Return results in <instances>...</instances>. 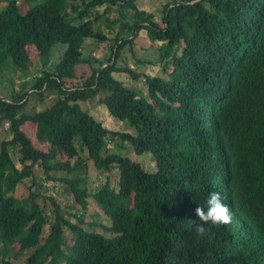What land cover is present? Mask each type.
I'll return each mask as SVG.
<instances>
[{"label":"trees","instance_id":"1","mask_svg":"<svg viewBox=\"0 0 264 264\" xmlns=\"http://www.w3.org/2000/svg\"><path fill=\"white\" fill-rule=\"evenodd\" d=\"M25 1L27 11L17 0H0V70L7 63L29 69V47L42 67L25 84L29 90L0 96V122L11 134L0 142V264H14L15 244L28 252L25 264H264V0H173L163 25L138 9V0H72L80 3L69 10L50 0ZM114 6L121 14L133 11L126 25L131 35L116 37L111 57L94 65L83 57L84 43L106 39L96 23L112 29L120 22L108 17ZM141 31L161 44V75L137 72L123 56ZM60 44L65 49L51 71ZM116 74L143 80L145 91ZM33 94L37 105L52 101L28 111ZM95 98L133 131H112L82 108ZM27 122L36 124L46 151L23 131ZM108 142L120 150L109 151ZM17 147L20 167L11 155ZM129 148L151 154L155 170L125 155ZM90 164L108 174L99 188L88 185ZM36 165L46 180L65 184L78 212L69 215L38 189ZM26 180L31 185L22 201L15 192ZM212 191L233 220L205 225L201 236L194 209L206 208ZM90 208L109 219L110 225L99 224L109 237L86 228Z\"/></svg>","mask_w":264,"mask_h":264},{"label":"rangeland","instance_id":"2","mask_svg":"<svg viewBox=\"0 0 264 264\" xmlns=\"http://www.w3.org/2000/svg\"><path fill=\"white\" fill-rule=\"evenodd\" d=\"M22 10L27 11L29 5L25 0H17ZM173 0H138L137 7L138 9L145 11L148 14L153 15L154 20L159 22L163 25V17H164V9L167 4L171 3ZM50 3L55 7L69 10L72 5L79 4L80 1L74 2L72 0H50ZM4 3H0V7L4 6ZM107 5L98 8L100 13H103ZM133 11L131 10H123V13H120V9L118 6L111 7L110 13L108 17L111 21L119 20L120 22L112 25V29L107 27L103 23H96L95 27L99 28L104 36L106 37L103 41H98L96 39H86L82 53L83 57L86 60L91 61L94 65H98L101 62H107V59L111 57L109 47L114 45V39L116 37L119 38H126L130 37L131 32L126 29V25L128 23H132L133 21ZM159 42H151L148 37L146 36L145 31H141L139 36L134 40V46L131 49L125 48L124 51V58L126 59L127 64L132 67L137 72H144L148 75H161L162 74V65L159 60V51L158 48L160 47ZM65 49V45H57L51 55V60L48 65L49 70H54L56 64L60 60V56L62 53L63 48ZM29 55L32 61V65L29 69H19L13 66L10 63H7L3 69L0 70V96L8 97L12 95V93H23L25 90H29V85L25 86L26 83H33L36 79V76L40 75V71L42 69L41 63L38 58V52L35 48L29 47L28 48ZM132 51V52H131ZM136 56V57H134ZM141 61L140 64L136 63L137 59ZM116 77L120 79L127 87L145 91V85L143 80L135 81L127 74H116ZM51 99V100H50ZM37 100L35 95H31L29 98V109L28 111L34 106H37V110H42L50 105V101L52 98H47V101L40 103L37 105L39 101ZM83 109L89 111L97 120H99L106 128L112 131H119V132H132L133 128L130 124L126 121H120L113 116H111L108 112V109L105 105L99 104L97 98L94 100H90L87 102L81 103ZM23 131L26 135L32 140L34 146L40 150L46 151L48 148L47 144H42L37 140L36 137V124L33 122H27L22 125ZM11 134L9 132L8 125L5 123L0 122V142L3 139H10ZM108 149L111 152H117L120 149L117 146V143H110L108 142ZM133 161L140 162L145 170L152 172L155 170V159L151 154H144L142 156H138L135 154L133 150L130 148L127 151L123 152ZM11 155L12 159L14 160L16 166L20 167L18 161V147L11 148ZM80 155L83 158H86L88 153L87 151L81 150ZM63 159H66V155H62ZM35 175L37 177L38 183L41 185L38 188L42 193L46 195L54 196L58 202H60L64 208L66 209V213L69 215H73V213L78 212L79 206L73 208L74 205V198L73 195L70 193L68 188L65 186L64 183L59 181H50L46 180L45 176L43 175L42 169L36 165L34 168ZM88 177L89 182L88 185L90 188H99L102 184L105 183L107 172L98 171L94 168L93 164L88 166ZM54 177H62L65 175L64 172H54L52 173ZM117 170L114 169L112 171V186L115 188L117 186L118 175ZM31 185V180H26L19 184L15 196L20 200H24L28 193V187ZM36 189V188H35ZM68 207V208H67ZM86 221H87V229L95 230L98 232L103 233L105 236H110L109 233L104 231L99 224L110 225L109 219L101 213L99 216L95 215V211L93 208H90L86 213ZM95 223L96 226L92 224ZM98 224V225H97ZM49 233V227L46 226L43 230L42 239L46 238ZM64 236L69 238L71 237L70 231L65 228ZM28 256V252H21L19 250V245L15 244L13 247V252L11 255V259L14 264H25V259Z\"/></svg>","mask_w":264,"mask_h":264},{"label":"clouds","instance_id":"3","mask_svg":"<svg viewBox=\"0 0 264 264\" xmlns=\"http://www.w3.org/2000/svg\"><path fill=\"white\" fill-rule=\"evenodd\" d=\"M206 205V208L203 206H197L194 209L196 217L202 222L196 228V232L201 236L208 231L205 225H228L233 220V213L229 206L224 203V199L219 192H210Z\"/></svg>","mask_w":264,"mask_h":264}]
</instances>
